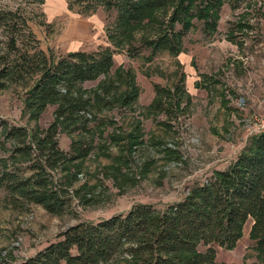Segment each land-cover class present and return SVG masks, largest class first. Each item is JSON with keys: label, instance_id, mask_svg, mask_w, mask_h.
I'll list each match as a JSON object with an SVG mask.
<instances>
[{"label": "rangeland", "instance_id": "obj_1", "mask_svg": "<svg viewBox=\"0 0 264 264\" xmlns=\"http://www.w3.org/2000/svg\"><path fill=\"white\" fill-rule=\"evenodd\" d=\"M73 1L0 0V10L17 13L27 22V27L17 24L18 50L7 56L5 64L17 63L25 51L59 59L71 52L91 53L110 46L106 28L116 14L99 9L82 16ZM193 23L179 54L151 55L144 49L130 58L125 51L116 52L113 73L131 71L140 95L128 110L103 112L111 120L100 137L105 148L83 162L76 180L67 172L50 171L56 190L67 191L62 215H51L38 205L28 211L14 210L4 203L5 192L0 191V255L11 264L35 256L79 223L109 219L138 204L167 209L183 200L193 183L228 169L260 134L255 129L257 119L264 118V0H243L234 10L225 2L217 33L209 39L203 24ZM8 41V33L0 28V56L10 52ZM103 79L86 82L83 88L96 90ZM29 88L21 80L1 91L0 117L14 126L46 129L57 106L48 107L38 121L32 120L25 109ZM136 126L140 145L127 163L131 153L121 147L130 139L113 141L111 136L118 131L128 137ZM57 140L62 150H69L70 136L63 133ZM116 158H121L118 167ZM17 167L26 176L32 174L28 162ZM252 224L251 219L245 224L233 250L217 248L219 264H257Z\"/></svg>", "mask_w": 264, "mask_h": 264}, {"label": "trees", "instance_id": "obj_2", "mask_svg": "<svg viewBox=\"0 0 264 264\" xmlns=\"http://www.w3.org/2000/svg\"><path fill=\"white\" fill-rule=\"evenodd\" d=\"M225 2L234 10L243 0H74L82 16L99 9L116 14L106 28L110 46L91 53L71 52L59 59L25 51L14 64L5 61L18 50V25L27 27V22L17 13L0 10V28L8 33L10 51L0 56V92L24 80L30 87L25 109L35 121L48 107L57 106L46 129L14 126L0 117V191L5 192L4 203L18 211L38 205L51 215H62L67 191L56 190L50 171L67 172L76 180L83 162L105 148L100 137L111 120L103 112L128 110L140 95L131 71L118 69L113 73L116 52L125 51L130 58L138 57L144 49L151 55L179 54L195 27L194 20L203 24L205 38L217 33ZM29 37L34 38L30 32ZM102 77L96 90L83 88L86 82ZM161 106L158 102L157 108ZM137 131L138 126L128 137L118 131L111 136L113 141L130 139L121 147L122 152L131 153L127 163L140 145ZM63 133L71 138L67 151L57 140ZM22 161L28 162L31 175L17 167ZM120 161L116 158L117 167ZM250 219L256 263L264 264V132L251 140L228 169L193 183L189 194L167 209L138 204L109 219L79 223L20 264H219L217 248L233 250ZM0 264L11 262L0 255Z\"/></svg>", "mask_w": 264, "mask_h": 264}, {"label": "built area", "instance_id": "obj_3", "mask_svg": "<svg viewBox=\"0 0 264 264\" xmlns=\"http://www.w3.org/2000/svg\"><path fill=\"white\" fill-rule=\"evenodd\" d=\"M255 134L264 132V118L257 119Z\"/></svg>", "mask_w": 264, "mask_h": 264}]
</instances>
